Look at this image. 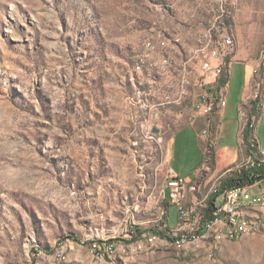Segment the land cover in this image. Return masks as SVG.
<instances>
[{
    "label": "rangeland",
    "instance_id": "1",
    "mask_svg": "<svg viewBox=\"0 0 264 264\" xmlns=\"http://www.w3.org/2000/svg\"><path fill=\"white\" fill-rule=\"evenodd\" d=\"M193 1L0 0V264H264L260 233L182 245L154 233L189 232L177 223L166 181L169 139L180 123L169 107L191 105L192 94L188 86L180 105L162 109L152 127L129 98L149 90V83L138 85L142 78L155 81L157 102H166L160 92L183 94L186 75L163 80L160 66L172 72L179 44L166 36L191 19L185 13ZM201 5L195 25L205 34L216 0ZM231 9L230 57L262 78L259 109L264 0H235ZM162 38L170 48L162 50ZM179 137L170 167L185 172L198 150ZM224 144L217 145L221 165ZM206 156L208 169L189 177L180 200L194 209L189 220L204 213L211 189L230 174H212L214 159ZM247 161L245 155L230 167Z\"/></svg>",
    "mask_w": 264,
    "mask_h": 264
},
{
    "label": "crops",
    "instance_id": "2",
    "mask_svg": "<svg viewBox=\"0 0 264 264\" xmlns=\"http://www.w3.org/2000/svg\"><path fill=\"white\" fill-rule=\"evenodd\" d=\"M201 1L203 0H194L191 7L186 9L188 12L185 14L191 18L189 21L185 18L183 19V23L185 22L186 25L177 26L173 29L174 32L169 33L168 31L167 33V38L172 36H179L180 38L179 46L171 53L174 64L172 72L164 66H160L163 80L177 79L180 76L183 81L186 74H189L191 79L189 84L190 94H192L191 105L183 106V108L179 107V109L176 106L169 107L173 109L172 114L176 117V121L180 119V123L177 124L169 139L167 172L183 176L186 179L194 177L201 168L208 140H211L214 145L212 157L215 169L212 174L219 169L226 168V171L229 168H233L230 166H233L236 160L241 157L243 158L245 155L251 158L249 152H253V150L251 149L248 152L243 139V130L248 120L251 122L252 137L256 142L257 150L264 151L262 143L264 141V90L260 96L261 106L258 109L256 91L260 87V83H258L260 78L257 75L254 76L250 67L246 64L231 60L224 74L218 77H215L212 73L207 75L204 79L210 82V84H208L206 90H208L209 94H212L216 87L221 86L224 92V103L222 105L216 104L210 114H206L200 108L195 107V104L202 99V94L205 91L197 83V80L201 79L202 74L200 62L198 59H191L193 51L197 46V37L200 32V28L195 25V22L202 15L203 7ZM179 13L183 14V12ZM209 62L214 66L218 60L210 58ZM186 66L189 69V73L185 71ZM215 79L217 82H212ZM261 82L263 83V80ZM166 111L169 112L167 108ZM159 123L161 124V121ZM177 137L180 138L184 148L187 144L193 142L198 150L196 158L191 163L188 171L185 172L181 169L174 170L170 167L173 157V146L176 143ZM222 139H224L225 144L220 151L227 157V161L221 165L218 163L217 145L219 140ZM255 187H258L257 191L252 192L251 190ZM247 188L251 193L260 191L263 193L264 178L247 185Z\"/></svg>",
    "mask_w": 264,
    "mask_h": 264
},
{
    "label": "built area",
    "instance_id": "3",
    "mask_svg": "<svg viewBox=\"0 0 264 264\" xmlns=\"http://www.w3.org/2000/svg\"><path fill=\"white\" fill-rule=\"evenodd\" d=\"M235 5V0H216V8L212 14L211 19L204 25L205 34H199L197 40V46L193 51L191 59H198L202 70V79L199 81V86L205 88L208 81L204 78L212 73L215 77L224 74L229 62L232 60L230 55L234 52V35L232 34L231 21L233 20L232 6ZM178 44H180V39ZM171 44H164V38H162V50L170 48ZM152 50L153 45L150 47ZM165 56V55H164ZM210 58L218 60L217 64L212 66L209 62ZM143 81H137L139 83H149V90L147 92H137V98H129V103L139 111H147V119L145 122L152 127V122L160 117V112L165 107L171 104L180 105L182 96L188 94V86L190 84V76L186 74L185 85L183 94H176L175 96L169 92H160V94H166V102H157L152 98L156 93L154 86L155 81L148 78H142ZM262 78L258 80L260 85L262 84ZM212 82H217L215 79ZM223 89H219L213 95H210L206 89L202 94V99L195 104L206 114L212 113L216 104L222 105ZM257 97V93H256ZM205 156L212 158V142L207 141ZM264 152V151H263ZM262 152V153H263ZM247 163L253 164V161H247ZM205 169H208V165L204 162ZM202 165V166H203ZM188 183V179L177 174H171L168 172V179L166 181V189H169V195L175 198L177 207V223H183V230L189 229L188 233L172 234L171 237H164L159 235V238H166V243H169V238H177V243L187 244V237L190 235H200V228L205 226L206 220L204 215L206 210L210 208V215L221 216V226H218V232L214 237H220V231H231L236 238V230L239 228H248V234L260 233L264 236V194L260 192L251 193L247 186H232L229 188L211 189V196H214L210 202L206 201L204 207V213H197L193 220H189V215L193 213V207L186 209L183 208L180 200L185 197V188ZM148 234L146 235V237ZM101 242V241H100ZM104 242L103 247H105ZM211 242L208 245H204L209 252H211ZM100 245V243H99ZM107 248L112 246L106 245ZM139 248V244L136 246Z\"/></svg>",
    "mask_w": 264,
    "mask_h": 264
},
{
    "label": "trees",
    "instance_id": "4",
    "mask_svg": "<svg viewBox=\"0 0 264 264\" xmlns=\"http://www.w3.org/2000/svg\"><path fill=\"white\" fill-rule=\"evenodd\" d=\"M243 139L244 143L247 147L248 152L252 149L253 152H249L253 161V164H245L242 165L239 168L230 170V174L223 178L219 182L220 189L229 188L232 186H247L255 181H258L260 179L264 178V161L261 160L262 154L260 150H257L256 142L254 138L252 137V126L250 120L247 121L244 130H243ZM214 196H211L209 201L211 202L213 200ZM210 208L206 210V214L204 215V220H210L213 219L214 216L211 217L210 215ZM154 233L157 235H161L166 237L163 232L156 229L154 230ZM140 233L136 234V237H139ZM133 241L135 238H131ZM115 239H111L110 242H114Z\"/></svg>",
    "mask_w": 264,
    "mask_h": 264
},
{
    "label": "bare ground",
    "instance_id": "5",
    "mask_svg": "<svg viewBox=\"0 0 264 264\" xmlns=\"http://www.w3.org/2000/svg\"><path fill=\"white\" fill-rule=\"evenodd\" d=\"M166 58H168V57H166ZM168 64H170V63H168ZM262 161H264V160H262ZM230 170H232V168H229L226 171H230ZM218 187H219V184L215 189H217ZM261 194H264V192ZM218 226H221V216H214L213 219L206 220L205 226H203V228L201 229L202 231L204 230V233L202 232L201 236L200 235H194L191 240H187V243H189V242L197 243L199 241V239L208 238V237H210L213 241H216L218 238H221V237H225L228 239H235V237L233 236V233L231 231H220V237H214L216 235V232H218ZM246 231H248V228L237 229L236 230V238L241 236ZM188 239H189V237H188ZM173 243L175 245H182L183 244V243H177V238L173 239Z\"/></svg>",
    "mask_w": 264,
    "mask_h": 264
}]
</instances>
